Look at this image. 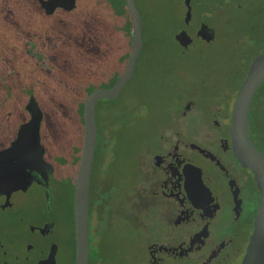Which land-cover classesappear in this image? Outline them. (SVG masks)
Returning a JSON list of instances; mask_svg holds the SVG:
<instances>
[{"label":"flooded vegetation","instance_id":"obj_1","mask_svg":"<svg viewBox=\"0 0 264 264\" xmlns=\"http://www.w3.org/2000/svg\"><path fill=\"white\" fill-rule=\"evenodd\" d=\"M189 6L187 21L183 4L181 23L171 32L177 56L202 54L200 44L211 46L220 38L222 48L213 52L224 63L208 74L215 90L203 103L185 96L164 111L158 131L146 132L135 145L134 165L126 161L119 166L116 132H96L88 189L87 264L90 245L99 251L116 241L128 248L119 264H240L254 232L262 192L252 170L233 154L229 124L248 66L264 52V0H197L193 7L189 0ZM180 31L189 38L181 40L185 46L175 39ZM24 51L38 53L34 45ZM5 60L9 61L0 56V90L16 92L20 80ZM168 62L171 67L173 60ZM135 69L136 62L129 80ZM240 71L243 75L231 91L216 74ZM29 98L18 109L0 103V264H75L77 163L66 174L62 155L52 153L39 132L43 113L35 98L34 106ZM65 134L58 132V140ZM247 134L264 156V79L247 109ZM66 191L69 226L63 217Z\"/></svg>","mask_w":264,"mask_h":264},{"label":"rangeland","instance_id":"obj_2","mask_svg":"<svg viewBox=\"0 0 264 264\" xmlns=\"http://www.w3.org/2000/svg\"><path fill=\"white\" fill-rule=\"evenodd\" d=\"M3 1L7 7L15 9L16 12L18 11L19 16L29 23L30 28L36 31L44 28V31L48 32L46 37L49 39L50 48L46 52L47 55H44L41 61H39L40 54L37 52L36 56L31 54L26 56L27 62L31 66L26 76H35L37 66L38 69L45 71L46 77L49 79L50 84H45L46 87L60 85L64 90H72V95L66 97L67 100H70L67 113L69 121L65 124H54L50 119L51 117L48 116L51 105L44 98L45 90L36 86L31 88L37 106L45 114L39 132L44 133L43 137L48 143V149L52 153L62 155L67 165L66 174H69L71 167H74L76 162L81 133L79 128L80 103L85 84L107 88L106 85L112 83L124 64L126 47L120 39L123 36L121 34L117 37L116 42L112 40L110 46L109 34L101 35L100 38L105 39L101 42L94 33L85 31L79 24V16L87 0H76L77 9L71 13L57 8L50 15H45L40 11L35 0ZM195 1L197 0H190L192 7ZM248 1L251 2L252 0ZM112 3L120 13L121 25L125 24L122 0H112ZM136 5L142 16V53L136 60L134 76L129 80L116 103L119 104L120 108L131 107L133 106V99L137 97L139 91L140 93L150 94V101L154 105L152 109L154 118H146L143 109L138 110L144 117L141 120L131 121L130 127L122 133L119 146L115 149L117 161L121 167L126 161H131L134 165L138 153L135 145L138 144L141 136L145 135L146 132L158 131L159 125L163 122L164 111L176 107L178 101L185 96L191 95L196 103L205 102V99L211 95L212 90H215L213 87H216L209 80L208 74H212V70L216 66H222L224 63V60H222V63L218 60V54L213 52L217 48H222L223 41L220 38L211 46L206 47L200 44L201 49L204 51L202 54L192 51L186 59L177 56V46L173 41L171 32L181 23L183 0H136ZM115 28L116 25H113V29ZM65 31H68L69 34L65 35ZM220 33L223 32L220 30ZM25 40L30 43L33 41V37H26ZM14 43L20 53L21 44H19V41ZM29 48L30 45L27 46V49ZM20 58L21 56L19 57V64L21 65ZM170 58L171 61L173 60L171 67H169L170 62H168ZM226 60L230 63V59L227 58ZM165 66L168 68L167 71L163 70ZM82 74L88 76L85 82L81 78ZM216 74L222 78L223 85H226L227 90L231 91L240 81L243 72H229L227 74L217 72ZM45 78H43V83ZM19 85L20 87L16 88V92L7 87L0 90V103L4 104L5 107H14V109H18L19 106L23 105L27 92L24 87H21L24 86L23 81ZM105 104L104 100L97 102L96 107L100 114H102ZM56 108L59 110L58 107ZM65 112L66 109H64V114ZM116 124L120 123L116 122ZM58 132L66 133L65 136H62V140H58ZM114 142H111L110 145H113ZM55 143L61 148L57 149ZM60 143L62 144L60 145ZM124 171L125 167L122 168L121 172L124 173ZM62 201L63 217L67 226H69L71 208L67 191ZM134 247H131L132 250ZM126 252H128V248L123 242L116 241L114 245L104 246L99 251H96L95 248L92 249L90 245L89 264H119L120 259L123 260V253ZM123 264L128 263L123 262Z\"/></svg>","mask_w":264,"mask_h":264},{"label":"water","instance_id":"obj_3","mask_svg":"<svg viewBox=\"0 0 264 264\" xmlns=\"http://www.w3.org/2000/svg\"><path fill=\"white\" fill-rule=\"evenodd\" d=\"M45 15L56 8L70 11L76 0H36ZM128 12L130 27V50L123 70L110 87H95L85 97L82 107V138L73 182V221L75 242V264H87V213L88 189L91 163L96 140L95 105L99 99H114L121 92L133 73L136 59L142 47L141 16L134 0H124ZM186 7L184 21L189 18V0H183ZM175 39L189 41L184 31L175 35ZM186 45L187 42H181ZM264 79V52L253 57L247 72L235 94L229 124L232 151L238 161L249 167L262 192L261 203L255 215V228L240 264H264V156L253 145L247 134V109L251 97ZM29 104L34 106L32 97ZM38 111V109H37Z\"/></svg>","mask_w":264,"mask_h":264},{"label":"trees","instance_id":"obj_4","mask_svg":"<svg viewBox=\"0 0 264 264\" xmlns=\"http://www.w3.org/2000/svg\"><path fill=\"white\" fill-rule=\"evenodd\" d=\"M122 3L125 12V24L123 23L121 25L122 19H119L120 13L118 12V10H116V8H114L115 6L112 3V0H87L84 4V9L81 10V14L79 16V24L85 31L87 30L88 33L90 31L94 33L97 37H99V41L101 42L105 39H101L100 36L109 34L110 46L112 45V40L116 42L118 39L117 37L122 34L121 36H123V38L120 39L121 43H123L126 47V52L124 56L125 60L130 48L129 41L131 21L125 7L124 0H122ZM76 9L77 5H75V7L68 12L71 13ZM40 11L42 10L40 9ZM28 24L29 23L25 19H23V17L21 18L19 16L18 11L16 12L15 9L7 7L6 3L3 0H0V56H2L3 59L5 58L9 60H5V63H8L10 65L11 70H13L14 74L17 76L16 78L20 80V84L22 83V81L24 82V86L21 87H24V89L26 90V96L34 97L31 88L35 86L40 87L41 89L43 88L45 90L46 93L44 95V98L47 100V103L51 105V110H49L48 116L51 117L50 119L54 124H65L69 121L67 113L69 111L70 104V100H67L66 97H70L72 95V90H64L60 85L56 87H46L45 84H50L49 79L48 77H46L45 71L38 69L37 66L35 68L37 70L35 76H26L31 66L27 62L28 60L26 59V56L29 55L26 54L24 48L28 45H34V48L38 51L41 56H46V52L50 48L49 39L46 37V34H48V32L44 31V28L40 31H36L35 29L30 28ZM113 25H116L115 29H113ZM61 27L63 26L61 25ZM35 31L38 35L35 34ZM64 34L68 35L69 32L65 31ZM31 36L33 37V41L29 43V41H26L25 39L26 37ZM18 41L19 44H21L20 53L19 50L17 51V47H15L14 43ZM25 43L26 46L24 45ZM141 53L142 50L140 54ZM20 56L21 65L19 64ZM118 74L119 73H117L116 77L118 76ZM87 77V74H82L81 78L83 82L87 80ZM116 77L114 78V80L116 79ZM43 78H45L44 83ZM114 80L111 84L106 85V87H110L113 84ZM95 87V85H88V83L85 84L84 94L80 103L79 128L81 133L78 141L79 144L76 153V163L78 161L81 147L83 102L87 94ZM147 95V93H140L139 91L137 93V97L133 99V106L125 108H120L119 104L116 103V100L120 95L114 99H99L98 101L104 100L106 104L102 114L98 112L97 107L95 105V122L97 132H116L115 137L117 138V141L119 143V139L121 138L122 133L130 127V122L136 121L137 119L141 120V118L144 117L141 113L138 112V110L143 109V111L145 112V117H149L150 119H152L151 116H153L152 109L154 108V105H152V102L148 97L149 95ZM56 107H58L59 110H57ZM64 109H66L65 114ZM44 115L45 114L43 112V118ZM116 122H119L120 124L117 125Z\"/></svg>","mask_w":264,"mask_h":264}]
</instances>
